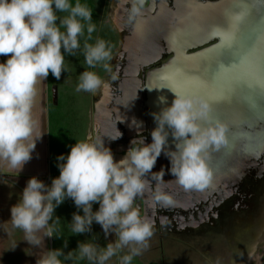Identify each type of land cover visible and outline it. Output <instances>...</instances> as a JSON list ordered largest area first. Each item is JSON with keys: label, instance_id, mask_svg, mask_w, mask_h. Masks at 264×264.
<instances>
[{"label": "clouds", "instance_id": "obj_1", "mask_svg": "<svg viewBox=\"0 0 264 264\" xmlns=\"http://www.w3.org/2000/svg\"><path fill=\"white\" fill-rule=\"evenodd\" d=\"M143 2L130 0L129 21L140 15ZM95 30L92 11L80 0H0V55L7 57L0 62V161H6L18 173L31 159L42 135H33L36 120L32 110L38 82L46 80L49 72L59 80L62 71H67L65 55H75L78 49L89 68L102 65L105 71H112L108 63L112 59L111 44L99 37L88 43ZM102 83L96 72L84 70L75 91L94 93ZM211 108L204 96L175 93L170 106L153 114L157 126L150 133L151 142L145 143L142 136L133 139L119 161H114L101 138L76 141L66 156L57 157L59 176L52 178L50 185L36 177L28 179L17 203L10 208L12 227L22 229L24 241L39 247L42 239L54 236L53 225L60 220L54 217V209L71 198L79 210L71 217L73 234L90 232L95 222L105 237L109 233L115 237L103 247L78 242V258L89 264H107L117 257L118 264H131L153 235V224L141 217L133 201L145 189L146 174L152 173L156 179L164 174L163 168L151 172L162 150L170 162L168 171L183 188H201L209 183V149L227 145L229 130L226 122L211 119ZM165 125L177 141L175 151H165L169 134ZM120 136L117 130V135L110 138ZM154 199L172 203L171 196L159 186ZM93 203L99 205L96 211ZM40 230H44L43 238L36 235ZM72 255V251L65 255L62 249L46 250L36 264H62L61 257L71 260Z\"/></svg>", "mask_w": 264, "mask_h": 264}, {"label": "rangeland", "instance_id": "obj_2", "mask_svg": "<svg viewBox=\"0 0 264 264\" xmlns=\"http://www.w3.org/2000/svg\"><path fill=\"white\" fill-rule=\"evenodd\" d=\"M145 1L146 0H144L143 5ZM198 1L205 2L212 0ZM81 3L87 5L91 9L92 22L96 25V30L92 33V40H89L88 43H94L95 39L98 37L99 30L101 32L105 29L102 25L99 27V22L101 20L108 21L112 14V9H114L113 14L117 19L118 16L121 18L129 16V10L127 11V6L122 0H82ZM186 3L187 2H184L183 5ZM184 10L187 12L188 9H182L180 15H183L182 12ZM176 12L177 10H174L173 13ZM58 15L63 16L66 15V13H58ZM120 22L121 20L118 19L119 37L117 42L119 40V43L121 39L129 38L130 40L133 32L131 31L132 28ZM176 22L177 21L172 18L168 26H174ZM57 23H59V20H57ZM106 25H109L108 22ZM153 26L155 28L151 29ZM158 30L159 26H156L155 23L150 24L146 29V38L148 40L152 39L153 47L156 46V51L159 49L158 52L162 54V48L165 43L162 44L161 38L158 36ZM163 31L164 29L161 30L159 34H163ZM138 33V31L135 32V35ZM86 36L87 33L85 32V37ZM84 39V37L80 38L81 48L83 47ZM198 45H195V47H198ZM154 50L155 48H152L146 54L148 58H150V64H158L159 61L164 58L160 54L159 57L155 59L156 51ZM187 50L189 49L186 48L185 51ZM61 51L63 52V49H61ZM137 52L135 64L132 70L129 68L128 75L129 81L130 78L134 77V84L136 83L135 88H137V90H135L134 96L130 97L128 102L127 100L125 103L121 101L123 106L126 104V108L123 111L118 112L117 109L114 111L115 113L101 115L98 119L99 126L102 130L97 138H101L104 145L111 150L114 161H119L125 156L129 147H124L122 143L127 136L139 138V136L145 137L149 133L144 125L141 111H139L138 108V102L142 99V93L139 88L141 84L140 74L142 73L139 71L149 63L141 65L143 59H141L140 52ZM161 66H159V68H161ZM65 67H69L72 71L77 72H82L87 69L82 51L78 49L75 55H65ZM100 68L103 69L101 65ZM132 87L133 84L131 88ZM152 87L154 88V85ZM66 100L65 103L60 104L58 108L55 107L53 110L54 116L52 126L55 136L62 132L59 127L66 129L65 132L68 134L71 129L83 125L86 119L83 113L84 110L81 107L76 108L72 101H70V98ZM149 101L148 96V102ZM148 105L151 109L150 117L153 130L156 127V123L152 119V107L150 106V102ZM117 130L121 133V136L118 139L112 140L110 137L117 135ZM54 148L56 147L54 146L52 149L51 165L53 172L57 174V171L59 172L57 167V157L59 153L57 149L54 150ZM239 148L238 154L231 156V162L228 164L226 163V167L225 164H223V167L220 168L221 170L227 168L226 176H232L230 180H226V189L230 191V193L226 195V200L223 199L220 194L209 199L200 198V203L195 201V207L200 211L197 217L196 214L193 213L185 215L187 211L180 210L172 212L162 209L155 213L157 204L154 196H152L151 190L146 193V198L144 197L141 199L138 196L134 198L133 205L136 203L134 207L138 209L141 217L149 219L153 224V235L148 240V247L142 249L141 253L133 258L132 263L262 264L264 259V150H257L256 153H253V150V154L250 156L246 154L243 145L239 146ZM209 154L211 153L209 152ZM209 157L210 158L206 161L207 165H210V161L215 160L213 154H211V156L209 155ZM167 161L168 162H164L170 164L169 159ZM159 162L158 157L155 166H157ZM159 167H161V165H159ZM156 169L158 168L156 167ZM64 201L65 204H62L59 209L60 211H58L56 215L61 219L69 217L68 225L70 226L71 214L79 210L76 208L71 198H66ZM214 201L218 202V204L213 205L215 203ZM208 202H210L209 205L207 204ZM145 204L150 205V215L143 214L141 210V207ZM188 207H191V205H188ZM202 207L204 210L201 209ZM172 214L179 217V221L171 220L169 217ZM157 215H160L163 221H159ZM92 226L93 225H91V230L94 229ZM98 228L99 233L104 234L100 225ZM57 229H62L64 231L65 238L63 237L64 242H62V245H59L57 248L55 245L53 250L62 249L65 254V241H67L66 244L68 243L67 249H77L78 242L83 241L82 236L73 234L70 227L61 228L60 225H57ZM68 235L70 240L67 239ZM114 238V234L111 233L105 237V239H108V242L113 241ZM62 258L63 257H61L62 264H66V260ZM78 261L79 260L76 259V261L73 260L71 263V261L69 262L68 260V263L80 264L81 262ZM107 264L113 263L108 261Z\"/></svg>", "mask_w": 264, "mask_h": 264}, {"label": "crops", "instance_id": "obj_3", "mask_svg": "<svg viewBox=\"0 0 264 264\" xmlns=\"http://www.w3.org/2000/svg\"><path fill=\"white\" fill-rule=\"evenodd\" d=\"M113 11L114 9H112V14L108 21L101 20L99 22V27L102 25L105 29L101 32L99 30L98 34L99 38L111 44L112 59L108 63L112 71L107 72L103 67V69H101L100 65L94 68H89L87 66V69H85L94 71L100 76L103 81L101 87L94 93L83 91L76 92L75 88L78 83V76L81 72L72 71L68 67L66 72L62 71L59 80L54 78L51 72H49L46 80L39 81L37 84L38 94L32 110L33 118L36 120V129L33 135L34 137L41 133L42 135L40 139L36 141L31 159L23 165L19 173L17 170L11 169L6 161H0V264H36L37 259H39L46 250H53L55 245L56 248L62 245L65 233L62 229H57V225H60L61 228L70 227L68 225L69 217L60 218V220L53 225L54 236L45 237L44 240L42 239L40 246L36 247L24 241L25 234L22 229L12 227L10 208L17 203L19 194L26 186V182L29 178L36 177L45 185H50L51 179L59 176L58 171L57 174L53 172L51 165V155L54 146L56 147L54 150L57 149L59 155L64 154L66 156L71 146L74 145L76 141L99 137L102 130L98 123L99 117L101 115L113 113L117 109L118 112L123 111L126 108V104L123 106V103L118 101H123L125 103L127 100L128 102L130 97L134 96L135 90H137V88H135L136 83L134 84V77L130 78L129 81V72H127L128 67H126L124 63V56L126 53L135 52L137 54L139 50L138 48V50L136 49V42L132 39L135 33H132V38L130 40L127 38L121 39L120 43L119 40L117 42L119 37L118 19L115 18ZM107 22L110 26L106 25ZM6 58V56L0 55V62H3ZM122 70L124 71L123 74ZM118 80L119 83H122L121 85H123V88L117 87V83H114V81ZM132 84L134 86L131 88ZM119 91L123 94L121 100L117 98ZM67 98H70V101H72L76 108L81 107L84 110L83 113L86 119L83 125L71 129L68 134L65 132L66 129L59 127L62 132L55 136L52 126L54 116L53 110L55 107L58 108L60 104L65 103ZM62 204H65V201L54 209V217H57L56 214L60 211L59 209ZM98 207V203H93V211H96ZM80 214H83L82 211H80ZM51 222L50 220L49 223ZM92 225L94 229L90 232L78 234L82 236L83 241H81L94 242L101 247L105 246L108 239H105L104 234L99 233V224L93 222ZM36 235L43 238L44 230H40ZM67 239L70 240L69 235ZM66 245L64 250L65 254L67 255L70 251H72L73 254L69 262L71 261L72 263L73 260L76 261L77 259L79 260L78 262H81L80 264H89L86 259L78 258L76 249H67L68 243ZM62 259L64 260V258ZM65 262L69 264L68 260ZM110 262L118 264L117 257H113ZM131 264L134 263L131 262Z\"/></svg>", "mask_w": 264, "mask_h": 264}, {"label": "snow or ice", "instance_id": "obj_4", "mask_svg": "<svg viewBox=\"0 0 264 264\" xmlns=\"http://www.w3.org/2000/svg\"><path fill=\"white\" fill-rule=\"evenodd\" d=\"M257 3L264 4V0H257ZM163 6L169 7V13L158 14L153 23L166 26L171 15L178 23L188 21L193 32L201 31V25L208 24L207 37L216 38L218 43L211 49L189 56L185 54L190 43L189 29L169 31L165 43L176 56L173 63L158 75L157 85L168 87L177 94L204 96L212 106L209 114L212 120L221 118V109L233 102L237 89H240L246 93L245 101L258 126L264 127V115H258L264 113V10L258 12L248 0H237L222 9L211 3L193 4L192 0H187L183 7L188 11L184 15L178 14L182 6L174 0H166ZM172 9L177 12L172 13ZM213 14L223 22L210 23ZM147 23L137 22V31L141 35L145 33ZM225 53L233 57L231 63L221 60ZM187 65H192L193 71H187ZM227 135L231 141L230 128ZM261 144H264V137L255 147Z\"/></svg>", "mask_w": 264, "mask_h": 264}, {"label": "flooded vegetation", "instance_id": "obj_5", "mask_svg": "<svg viewBox=\"0 0 264 264\" xmlns=\"http://www.w3.org/2000/svg\"><path fill=\"white\" fill-rule=\"evenodd\" d=\"M122 1L127 6V11H128L130 9V6H131L130 0H122ZM174 2L177 5H183L184 2H187V1L186 0H174ZM165 3H166V0H146L145 4L143 6H140L141 7L140 15L135 17L132 21H129L128 17L121 18L118 16V19L121 20L120 23H124V25H126L127 27L132 28L131 31H133L132 33L134 34L135 32H137V22L138 21H146V22H148L147 26L148 25L150 26V24L153 23L152 22L153 18L156 17L158 14H168L169 13V7L168 6L162 7V4H165ZM174 10L176 11V9L171 10L172 13L174 12ZM155 25L159 26L158 33H159V31L164 29V26H162L160 24H155ZM159 36L161 38L162 44L165 43L166 38L164 37V35L161 33V34H159ZM213 39H210L207 42H204L202 44H199L198 41L190 42L188 46H190L192 48L189 47L188 48L189 50L186 51V54L194 53V52L200 50L201 48L212 45L218 41L216 38H213ZM195 45H198V47H195ZM162 51H163V53L161 54V56L164 58L162 60H160L158 64H156V63L150 64L149 63L150 64V65L148 64L149 66L146 65L145 67L140 69L141 71H139L142 73V74H140L141 84L139 87L141 90V93H142V99H141V101L138 102V108H139V111H141V114L143 116L144 125L149 132L145 137L143 136L145 143L151 142L150 133L152 130V122H151V117H150L151 109L148 105L149 102H148V96H147L148 91L153 89V87H152L153 83L152 84L149 83V81L151 79L150 76L155 69H158L159 66L163 65L164 63L169 61L174 56L173 55L174 51H172L171 47L167 46L166 43H165L164 47L162 48ZM135 56H136L135 52L125 54L124 63H125V65L127 64V67H128L127 72H129V68H131V70H132V67L135 64ZM123 72L124 71L122 70V74H123ZM114 83H117V87L123 88V85H121L122 83H119V80L114 81ZM122 97H123V94L121 93V91H119V95L117 98H119L121 100ZM118 102H121V101H118ZM113 113H115V112H113ZM133 139H135L134 136L133 137L127 136L125 141H123L122 145L124 147H130L131 146L130 141H132ZM252 152L250 154H247V155L251 156L253 153H256V151L253 153ZM210 153L213 154L212 150L210 151ZM211 154H209V155L211 156ZM167 160H168V158L165 156V154L162 153L159 156L160 162L157 164V166H155L156 164L154 165L151 172H159L161 170V168H163L164 174L162 175V177L160 179H156L152 173L146 174L144 177V179L146 181L145 189L137 195L141 199H143L144 197L146 198V193L150 192V190H151L152 196H154V193L156 191L157 186H159V188L161 190H163L164 192L168 193L172 198V203L171 204H164L160 201H156L157 205H156L155 213H157L158 210H162V209H166L168 211L170 210L172 212H177L178 210H180V211H187L185 213V215L193 213V214H196V217H197L199 215L200 211H199V209L197 210V208L195 207V201L200 203V198L209 199L213 196L220 194L221 197L226 200V195L228 193H230V191H227V189H226L227 186H225L226 180L227 179L230 180L232 178V176H226L227 168H223V170L219 169V170H215V171L210 170L212 172V177H211L209 183L207 185H205V187L203 189H194V188L193 189H185L176 182L175 177L173 175H171L170 172L168 171L169 168H167V167H170V164L166 163V162H168ZM164 161H166V162H164ZM224 164L226 167V163H224ZM159 165H161V167H159ZM208 166L210 169H213V166H211V165H208ZM156 167L158 169H156ZM145 190H147V191H145ZM209 203L210 202H208L207 204L209 205ZM216 204H218V202H215L213 205H216ZM134 205L136 206V203ZM188 205H191V207H188ZM201 209L204 210L203 207ZM141 210H142L143 214H145V215L149 214L150 215V210H151L150 205L145 204L144 206L141 207ZM169 218H171V220H173V221H177V220L179 221V217H176L173 214L170 215ZM194 218H195V216H194ZM157 219L159 221H163V218L160 215H157Z\"/></svg>", "mask_w": 264, "mask_h": 264}, {"label": "water", "instance_id": "obj_6", "mask_svg": "<svg viewBox=\"0 0 264 264\" xmlns=\"http://www.w3.org/2000/svg\"><path fill=\"white\" fill-rule=\"evenodd\" d=\"M187 1V0H186ZM237 0H217V1H206V2H200L198 0H192V3H211L213 5L218 6L219 9L229 7L233 3H236ZM249 3L253 4L258 12L260 10H264V4H258L257 0H248ZM182 9H187L186 7H180L179 13L181 14ZM188 11V10H187ZM186 10L182 12L184 15ZM172 16L170 15L168 18L167 25L164 28L163 34L165 35V38H167L168 32L171 30L175 29H189L191 34L188 36V39L190 42L192 41H198L199 44H202L204 42H207L210 39H213L212 37H207V31H208V24H202L201 28L202 30L199 32H193L190 29V24L188 21H184L182 23L176 22L174 26L169 27V21H171ZM195 19V18H194ZM215 22V23H222L223 20L216 14H213L212 19L210 20V23ZM149 27V25L146 27V29ZM155 28L154 26L151 27ZM152 33V32H151ZM160 33V31H159ZM158 33V36H159ZM136 42V49L140 52L141 59L143 61L141 62V65L148 64L150 61V58L146 55L147 52L155 48L154 51H156V46L153 47V41L152 39L148 40L146 38V31L143 35L140 33L134 34L132 38ZM159 39V38H158ZM157 39V40H158ZM218 41L212 45H209L207 47L201 48L200 50L192 53V54H185L186 55H194L203 52L205 49H211L214 45H216ZM151 45V46H150ZM151 47V48H149ZM159 47V46H157ZM188 46L187 48H189ZM161 50V49H160ZM186 50V49H185ZM159 49L155 53V59L159 57L161 53L158 52ZM161 52V51H160ZM174 56L164 63L161 68L155 69L153 73L151 74V79L149 83H153L154 88L149 90L148 96H149V102L150 106L152 107V119L156 123L153 114L154 113H159L163 108H166L171 105L173 99L175 98V93L168 87H159L157 85V77L161 72L165 69L166 66H169L173 63L175 60L176 53L174 52ZM153 59V58H152ZM221 60L225 63H231L233 60V57L225 53L222 57ZM215 67V65L213 66ZM187 71H193L192 65H187L186 66ZM245 95L246 93L240 89H237L233 102L222 108L221 109V118L219 120H222L226 122L229 125V128L232 130V139L230 141V138L228 136V144L227 146H222L221 148L217 150L209 149L212 150L213 155L215 157V160L210 161V165L213 166V170H219L220 168L223 167L224 163H230L231 162V156L232 155H237L240 148L239 146L243 145L246 154H250L253 150L254 152L257 150H263L264 149V144H261L258 148L255 147L258 142L260 141L261 137H264V127H260L257 124V120L254 117L253 113L251 112L247 102L245 101ZM258 115H264V113H259ZM231 121V122H229ZM157 126V123L155 124ZM165 130L168 131V137L165 145V151H175V144H176V139L172 136L171 134V129L168 128L167 125H165ZM215 151V153H214ZM164 151L162 150V153Z\"/></svg>", "mask_w": 264, "mask_h": 264}, {"label": "trees", "instance_id": "obj_7", "mask_svg": "<svg viewBox=\"0 0 264 264\" xmlns=\"http://www.w3.org/2000/svg\"><path fill=\"white\" fill-rule=\"evenodd\" d=\"M82 0H80V2H81ZM73 2H75V0H73ZM52 180V179H51ZM262 264H264V259H263V262H262Z\"/></svg>", "mask_w": 264, "mask_h": 264}]
</instances>
